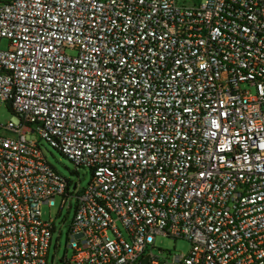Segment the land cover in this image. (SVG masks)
Here are the masks:
<instances>
[{"label": "built area", "instance_id": "built-area-1", "mask_svg": "<svg viewBox=\"0 0 264 264\" xmlns=\"http://www.w3.org/2000/svg\"><path fill=\"white\" fill-rule=\"evenodd\" d=\"M0 100V264L47 263L56 197L61 264H264V0H0Z\"/></svg>", "mask_w": 264, "mask_h": 264}, {"label": "rangeland", "instance_id": "rangeland-1", "mask_svg": "<svg viewBox=\"0 0 264 264\" xmlns=\"http://www.w3.org/2000/svg\"><path fill=\"white\" fill-rule=\"evenodd\" d=\"M187 5H197L203 0H184ZM7 47V40H1V48ZM12 116V111L7 102L0 100V123H6ZM28 138L38 141L46 160L63 176L77 182L80 188L85 187L91 178V171L85 167H75V165L67 159L61 152L49 145L45 140L39 139L36 134H29ZM72 207L68 209L67 203L59 209L60 198L56 197L55 205L48 207L46 204L41 206L42 219L51 221L55 225L52 233L51 245L47 254L46 264H61V259L65 255H70L71 250L66 248L67 232L69 223L74 214L75 198L72 197ZM123 233L125 231L123 228ZM58 231H61L58 237ZM58 240V244L57 243ZM190 243L185 238H170L161 234L156 235L153 247H148L145 254L151 251L157 257L159 264H169L174 254H186L189 250Z\"/></svg>", "mask_w": 264, "mask_h": 264}, {"label": "water", "instance_id": "water-1", "mask_svg": "<svg viewBox=\"0 0 264 264\" xmlns=\"http://www.w3.org/2000/svg\"><path fill=\"white\" fill-rule=\"evenodd\" d=\"M137 264H149L148 255L142 257Z\"/></svg>", "mask_w": 264, "mask_h": 264}, {"label": "trees", "instance_id": "trees-1", "mask_svg": "<svg viewBox=\"0 0 264 264\" xmlns=\"http://www.w3.org/2000/svg\"><path fill=\"white\" fill-rule=\"evenodd\" d=\"M9 108H10V106H9Z\"/></svg>", "mask_w": 264, "mask_h": 264}]
</instances>
